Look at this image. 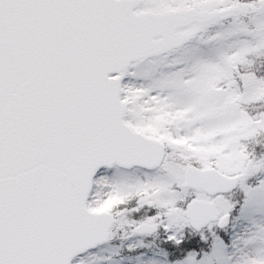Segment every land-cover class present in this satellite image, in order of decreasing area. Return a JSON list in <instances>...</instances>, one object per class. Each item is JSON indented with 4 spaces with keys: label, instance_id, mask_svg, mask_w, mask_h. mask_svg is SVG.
Wrapping results in <instances>:
<instances>
[{
    "label": "snow or ice",
    "instance_id": "1",
    "mask_svg": "<svg viewBox=\"0 0 264 264\" xmlns=\"http://www.w3.org/2000/svg\"><path fill=\"white\" fill-rule=\"evenodd\" d=\"M0 264H264V0H0Z\"/></svg>",
    "mask_w": 264,
    "mask_h": 264
}]
</instances>
